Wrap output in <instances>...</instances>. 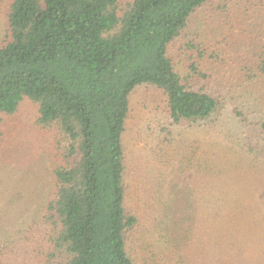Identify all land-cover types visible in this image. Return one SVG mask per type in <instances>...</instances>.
<instances>
[{
    "label": "trees",
    "instance_id": "trees-1",
    "mask_svg": "<svg viewBox=\"0 0 264 264\" xmlns=\"http://www.w3.org/2000/svg\"><path fill=\"white\" fill-rule=\"evenodd\" d=\"M208 1L11 0L0 114L30 100L56 146L49 181L18 209L23 219L0 222L2 233L12 223L0 264H134L127 241L143 224L182 264H264V108L252 123L227 115V128L224 96L197 84L209 75L194 65L184 81L169 54ZM144 85L163 95L168 125L152 140L151 170L132 180L124 135ZM255 128L260 144L248 138ZM182 174L179 189L172 177Z\"/></svg>",
    "mask_w": 264,
    "mask_h": 264
},
{
    "label": "rangeland",
    "instance_id": "rangeland-1",
    "mask_svg": "<svg viewBox=\"0 0 264 264\" xmlns=\"http://www.w3.org/2000/svg\"><path fill=\"white\" fill-rule=\"evenodd\" d=\"M10 3L11 0L0 1V48L9 32ZM261 49H264V0H209L189 20L169 54L184 81H190L194 65L209 75L208 79L196 76L199 82L192 83L199 87L215 86L216 92L224 96L222 121L228 128L235 122L227 115L241 111L252 123L258 109L264 108V75L258 83L249 78L251 67L262 61ZM130 99L124 145L127 164L133 165L129 167L133 180L134 176L141 179L142 172L151 170L148 156L152 140L158 130L168 125V118L165 99L154 87H138ZM187 132L191 130L186 126L178 129L182 135ZM259 135L261 131L255 128L248 138L260 144ZM55 146L54 134L38 124V106L30 100L25 99L13 115L0 114V192L4 194L0 199V222L18 225L20 221L13 222L14 218L23 219V212L18 209L49 181ZM172 169L160 171L166 181H170ZM172 179L179 189L189 182L185 174ZM146 225L136 227L128 237L127 250L134 264H182L172 259L170 252L166 253L169 248L164 240ZM9 226L0 232L1 238L11 234Z\"/></svg>",
    "mask_w": 264,
    "mask_h": 264
}]
</instances>
